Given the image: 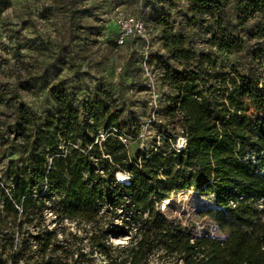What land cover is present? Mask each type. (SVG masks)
<instances>
[{
    "label": "trees",
    "instance_id": "1",
    "mask_svg": "<svg viewBox=\"0 0 264 264\" xmlns=\"http://www.w3.org/2000/svg\"><path fill=\"white\" fill-rule=\"evenodd\" d=\"M185 1L201 19L230 2ZM235 10L239 25L255 21L254 29L236 35L216 22L211 42L241 52L247 38L254 40L247 73L190 48L168 14L156 18L168 57L152 54L148 62L176 94L164 110L160 142L150 150H128L124 109L102 81L82 109L65 85L54 86L55 106L45 115L17 95L0 94V103L14 109L12 143L23 154L9 160V184L0 178V216L28 213L36 200L55 194L62 197L57 214L95 223L91 245L106 264H264V131L242 103L245 86L252 85L264 114V0H236ZM2 125L0 120V136ZM180 136L184 146L177 145ZM189 190L209 201L202 213L225 237L195 234L160 209L173 193ZM111 236L129 238L114 246ZM33 237L42 255L25 264H84L56 255L61 246L55 230Z\"/></svg>",
    "mask_w": 264,
    "mask_h": 264
},
{
    "label": "rangeland",
    "instance_id": "2",
    "mask_svg": "<svg viewBox=\"0 0 264 264\" xmlns=\"http://www.w3.org/2000/svg\"><path fill=\"white\" fill-rule=\"evenodd\" d=\"M235 3L230 0L223 10L201 19L193 17L185 0H0V94L12 100L17 95L32 112L45 115L55 106L50 95L54 86L65 85L72 94V104L82 109L102 81L114 95L115 105L124 109L128 150L131 154L138 148L150 150L160 142L161 127L168 120L164 110L176 94L163 81L161 69L148 62L152 54L168 57L156 18L168 14L190 48L212 54L226 68L235 64L247 73L254 40L247 38L241 52H227L211 42L216 22L236 35L247 36L254 29L255 21L239 25ZM128 14L144 15L146 36L132 37L119 45L118 21ZM242 103L264 131V114L252 85L245 86ZM0 120V178L9 184V160L23 154L12 143L14 109L0 103ZM122 174L125 179L126 174ZM61 198L51 194L36 200L28 213L0 216V264H15L12 256L19 248L17 264L42 255L33 236L52 230L57 232L61 246L56 255H69L70 260L78 258L84 264H106V257L91 245L95 223L57 214ZM208 203L189 190L173 193L160 209L169 220L189 226L195 234L223 238L225 234L216 223L202 213ZM128 238L111 236L110 242L115 246Z\"/></svg>",
    "mask_w": 264,
    "mask_h": 264
},
{
    "label": "built area",
    "instance_id": "3",
    "mask_svg": "<svg viewBox=\"0 0 264 264\" xmlns=\"http://www.w3.org/2000/svg\"><path fill=\"white\" fill-rule=\"evenodd\" d=\"M147 25L144 15L128 14L118 21L117 43L123 45L129 38L146 36ZM123 141L127 138L122 137ZM127 175L126 178L127 179Z\"/></svg>",
    "mask_w": 264,
    "mask_h": 264
},
{
    "label": "bare ground",
    "instance_id": "4",
    "mask_svg": "<svg viewBox=\"0 0 264 264\" xmlns=\"http://www.w3.org/2000/svg\"><path fill=\"white\" fill-rule=\"evenodd\" d=\"M180 145H181V146H184V145H185V138H183V140H182V142H181ZM121 176H122V175L119 173V174H118V177L121 178Z\"/></svg>",
    "mask_w": 264,
    "mask_h": 264
},
{
    "label": "water",
    "instance_id": "5",
    "mask_svg": "<svg viewBox=\"0 0 264 264\" xmlns=\"http://www.w3.org/2000/svg\"><path fill=\"white\" fill-rule=\"evenodd\" d=\"M183 140V138H181V141Z\"/></svg>",
    "mask_w": 264,
    "mask_h": 264
}]
</instances>
